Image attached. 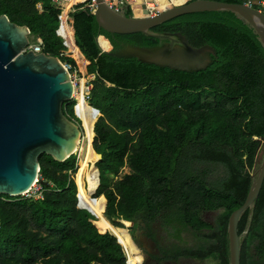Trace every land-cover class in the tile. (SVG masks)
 <instances>
[{"label":"trees","instance_id":"16d2710c","mask_svg":"<svg viewBox=\"0 0 264 264\" xmlns=\"http://www.w3.org/2000/svg\"><path fill=\"white\" fill-rule=\"evenodd\" d=\"M2 13L27 24L33 36L43 39L45 52L59 55L58 9L51 0H0ZM73 17L90 61L87 71L95 74L89 102L101 112L93 141L102 154L98 201L90 198L98 185L96 168L87 170V161L81 162L79 175L86 173L90 182L87 192L83 178L78 179L98 219L77 206L78 188L69 173L76 170L77 154L57 161L43 153L42 197L0 194V264H127L117 236L129 251V264H137L143 258L136 260L139 250L122 228L124 220L143 222L149 234L159 220L171 236L181 239L184 233V241L192 242L164 249L156 264L181 256L230 264L229 218L248 196L264 139V45L259 35L231 10L190 12L157 24L155 32L180 31L195 46L215 47L207 68L184 71L112 56L100 46L108 48L107 40H97L104 35L118 49L168 38L106 31L84 4ZM63 106L75 120L69 101ZM83 107L94 159V120L88 117L90 108ZM126 166L129 172L123 173ZM219 167L223 174L214 170ZM205 211H217L213 223L204 219ZM238 232L241 264H264V182L254 207L241 215Z\"/></svg>","mask_w":264,"mask_h":264},{"label":"water","instance_id":"95a60500","mask_svg":"<svg viewBox=\"0 0 264 264\" xmlns=\"http://www.w3.org/2000/svg\"><path fill=\"white\" fill-rule=\"evenodd\" d=\"M96 21L112 33L143 32L168 40L155 45L127 43L114 49L110 40L103 51L120 58L184 71H198L213 62L216 49L206 43L193 45L182 32H155L154 26L175 16L198 11L231 10L249 22L264 45V11L245 2L188 0L173 4L156 14L128 15L95 0ZM31 29L0 14V194L24 195L40 172V155L65 161L79 146L82 129L64 111V102L74 97L70 70L58 55L29 48ZM264 141V139H262ZM100 158L101 153H97ZM264 182V154L244 203L229 218L230 264H241V235L238 225L247 208H253ZM134 243L138 242L133 238ZM153 244L154 241H153ZM144 264H151L144 256Z\"/></svg>","mask_w":264,"mask_h":264},{"label":"built area","instance_id":"2783aa9c","mask_svg":"<svg viewBox=\"0 0 264 264\" xmlns=\"http://www.w3.org/2000/svg\"><path fill=\"white\" fill-rule=\"evenodd\" d=\"M52 3L55 5V7L58 9V24L56 27V35L61 39L62 43V49L59 52V57L62 59L64 65L67 67L68 70H70L72 79L75 86L74 91V97L75 102L73 105V114L75 116V121L80 125L82 129V135L81 140L78 146L77 151L75 152L77 154V164H76V170H69L70 175L75 179V182L77 184V206L81 209L88 210L91 214H93L97 219L98 216L95 214V212L86 205V196L85 193L82 192L81 184L78 180L79 173L81 169V162L83 160L87 161V170H89L92 166L96 168L97 171V180L98 185L95 188L94 192H91L90 198L92 200H96L99 196H96L95 193L97 191V188L100 185V170L98 168L97 162L100 159V156L97 154V152L93 148V141H94V124L100 115V109L96 106H93L90 104L89 100L91 97V90L93 88V80L95 78V74L88 73V65L90 63L89 60L86 59L84 53L81 50V47L79 45V39L76 35L75 27H74V17L73 12L76 10V7L79 4H87L92 10L95 8V0H51ZM107 3L115 8L118 11L125 12L130 10L133 15L136 16H142V15H150V14H156L162 10H165L166 8H169L175 2L171 3H165L163 5V0H106ZM188 0H184L183 2H186ZM182 2V1H181ZM180 3V2H179ZM245 3L254 6L256 3H260L261 5H264V0H247ZM37 6L42 9V3L39 2ZM255 7V6H254ZM258 9H261L259 7H256ZM262 10V9H261ZM32 37V40H31ZM29 48L33 49L35 52H42L44 51V42L43 39L39 36H33L32 32L30 35V43L27 47H25L24 50H28ZM49 54V53H48ZM63 57H67V59H63ZM70 58V59H69ZM83 104L90 108L88 117L92 118L93 121V138L91 141V147L93 149V152L97 154V157L94 159L90 158L89 154V146H90V140L87 135V129L85 125V114L83 107ZM85 146L86 148V155L85 158H82L80 156L81 149ZM74 153V154H75ZM92 155V154H91ZM99 156V157H98ZM76 175V176H75ZM40 173L38 175V178L34 182L33 186L25 192V196L28 197H36L40 198L43 196V187L40 184ZM83 180L85 183V191L87 192L90 189V182L86 175V173L83 176ZM106 207V204H105ZM105 211V209H104ZM103 211V215H104ZM100 231H102L99 228ZM107 230H104L102 232H105ZM118 242L121 243L126 252H127V264H129V251L126 248V246L122 243L120 238L117 236ZM139 249V248H138ZM140 255H142L143 260L141 262H138L137 264H142L144 261V255L139 251Z\"/></svg>","mask_w":264,"mask_h":264},{"label":"flooded vegetation","instance_id":"af4514ba","mask_svg":"<svg viewBox=\"0 0 264 264\" xmlns=\"http://www.w3.org/2000/svg\"><path fill=\"white\" fill-rule=\"evenodd\" d=\"M217 211H205L203 212V217L206 221L213 223L214 216ZM135 239H137L139 246L141 247L144 256L148 258L151 264L159 263L160 257L164 255V249H175L176 246L185 247L192 245L191 241L185 242V235L182 233V238L178 239L176 236H171L168 231H166L159 220L155 221L152 226V230L149 234L148 229L145 228V224L141 221L134 223ZM153 241L155 244H153ZM209 261L214 260H199L191 257L181 256L178 259H164V264H205Z\"/></svg>","mask_w":264,"mask_h":264},{"label":"rangeland","instance_id":"374dc122","mask_svg":"<svg viewBox=\"0 0 264 264\" xmlns=\"http://www.w3.org/2000/svg\"><path fill=\"white\" fill-rule=\"evenodd\" d=\"M172 2V0H163V5L166 3H171ZM176 3H179V2H175V4ZM31 40H32V37H31ZM63 59H65L64 57H63ZM74 102H75V98H73L72 100H70L69 101V104H70V107L72 108L73 107V105H74ZM86 123V122H85ZM82 151H81V153H80V156L82 157V158H85V155H86V148H85V146L83 147V149H81ZM263 154H264V141H263V145H262V148H261V150H260V152H259V154H258V165H257V167H256V170H255V172H254V174L257 172V170H258V168H259V166H260V164H261V161H262V158H263ZM93 156L92 155H90V158L91 159H93L92 158ZM99 157V156H98ZM215 171H216V173L217 174H223L222 172H223V170L219 167V168H215L214 169ZM129 171V167L127 166V167H124V169H123V173L124 172H128ZM76 176V175H75ZM83 176H84V173H82L81 175H79V178L78 179H82L83 178ZM124 224H125V227L124 228H127V229H129V231H130V233H131V227L133 226V224H131V222L129 221V223L127 222V221H125L124 222ZM97 225V224H96ZM138 255H140V253H138V254H136V256H138ZM205 264H216L215 263V261H209V262H207V263H205Z\"/></svg>","mask_w":264,"mask_h":264},{"label":"crops","instance_id":"0c3cea01","mask_svg":"<svg viewBox=\"0 0 264 264\" xmlns=\"http://www.w3.org/2000/svg\"><path fill=\"white\" fill-rule=\"evenodd\" d=\"M247 1V0H246ZM82 4H84V3H82ZM81 4H79L77 7H76V9L80 6ZM85 6H88L87 4H84ZM256 5H258L259 6V8H261L262 10L264 9V5H261L260 3H256ZM89 7V6H88ZM98 153V152H97ZM127 167V166H126ZM129 172V171H128ZM124 173H126V172H124ZM104 196V195H103ZM123 222H125V220L123 221ZM131 222V224H133L134 225V221H130ZM114 226V225H113ZM116 228H121V227H116ZM122 228H124V227H122ZM127 229V228H126ZM128 230V232H129V234H130V236H131V238H132V240H133V238L135 239V230H136V228H135V226H132L131 227V233H130V231H129V229H127ZM102 232V231H101ZM133 233V234H132ZM116 235V234H115ZM134 235V236H133ZM117 236V235H116ZM136 241H137V239H135ZM134 241V240H133ZM138 242V241H137ZM135 245H136V247H137V249L144 255V253H143V251H142V249H141V247L139 246V243H138V245L135 243ZM124 247V246H123ZM124 250H125V248H124ZM125 252H126V250H125ZM126 254H127V252H126ZM141 264V263H140Z\"/></svg>","mask_w":264,"mask_h":264},{"label":"bare ground","instance_id":"6f19581e","mask_svg":"<svg viewBox=\"0 0 264 264\" xmlns=\"http://www.w3.org/2000/svg\"><path fill=\"white\" fill-rule=\"evenodd\" d=\"M97 201H98V198H97ZM132 241H133V240H132ZM133 243H134V241H133ZM134 244H135V243H134ZM137 259H138V257L136 256V260H137ZM136 260H135V261H136Z\"/></svg>","mask_w":264,"mask_h":264}]
</instances>
